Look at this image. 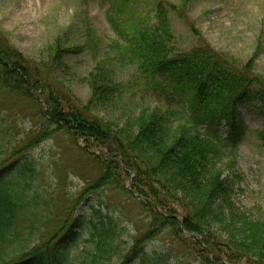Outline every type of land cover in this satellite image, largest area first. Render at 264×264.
Masks as SVG:
<instances>
[{"label": "trees", "instance_id": "obj_1", "mask_svg": "<svg viewBox=\"0 0 264 264\" xmlns=\"http://www.w3.org/2000/svg\"><path fill=\"white\" fill-rule=\"evenodd\" d=\"M107 1L112 9L107 20L124 43L116 40L113 46L136 68L142 89L162 96L164 106L142 105L120 125L108 121L92 112L97 101L120 92L107 59L82 78L91 94L79 105L55 71L67 76L63 57L83 48L66 49L64 38L57 37L50 60L33 61L0 30V264H100L111 259L118 237L113 216L94 210L96 222L77 216L66 228L68 217L54 224L40 213L44 169L31 152L60 134L101 169L84 194L104 188L124 192L146 213L145 228L133 238L124 264L133 259L169 264L166 249L147 251L161 237L171 243L189 241L200 264H264V216L254 218L237 208L223 177L224 166L236 167L246 131L237 105L255 101L264 118V75L254 70L255 55L239 62L213 49L191 26L202 41L178 48L170 14L186 19L192 0H156L153 15L141 14L144 0ZM25 119L32 128L14 134L16 123ZM222 123L225 136L219 131ZM260 140L264 142L263 132ZM93 146L106 148L105 157L94 154ZM123 173L130 176L129 187ZM86 228L91 246L82 262H72L70 250Z\"/></svg>", "mask_w": 264, "mask_h": 264}, {"label": "rangeland", "instance_id": "obj_2", "mask_svg": "<svg viewBox=\"0 0 264 264\" xmlns=\"http://www.w3.org/2000/svg\"><path fill=\"white\" fill-rule=\"evenodd\" d=\"M155 1L140 3L144 13L141 14L153 15ZM166 1L181 3V0ZM111 12L107 0H0V30L16 50L33 61L50 60L57 37L64 38L63 47L66 49L83 48L63 57L70 71L67 76L62 77L60 71H55L60 83L72 94L74 103L79 105L85 104L91 94L89 85L82 78L98 61L107 59L109 73L119 83L120 92L113 97L104 96L100 102L97 101L92 112L120 125L142 105L163 107L165 101L154 91L142 89L143 79L139 78L136 68L122 60L120 47L113 46L116 40L121 45L124 43L107 20ZM170 21L178 48H189L198 40L202 41L190 32L191 26L213 49L229 53L239 62L244 63L255 55L254 70L264 75V0H192L186 19L171 13ZM89 33L97 38L90 37ZM258 45L259 53L256 51ZM237 110L246 131L237 149V165L233 169L224 166L223 177L232 188L233 204L258 218L264 216V142L260 140V133H264V118L258 113L255 101H241ZM16 126L19 128L14 130V134L30 130L33 125L25 119L17 122ZM219 131L225 136L228 130L222 123ZM92 149L94 154L105 157L106 148L93 146ZM31 155L44 169L39 182L40 193L44 196L40 213L54 224L68 217L66 228L77 216L96 222L94 210L101 215L113 216L118 237L111 259L100 264H124L133 238L145 228L143 217L146 213L137 199L106 188L94 194H84L86 186L100 174L101 169L66 135L60 134L44 142L34 148ZM122 179L129 187L130 176L123 173ZM90 238L89 229H84L70 250L69 260L82 262L84 250L91 246ZM162 238L149 244L147 251L166 249L169 264H200L189 241L171 243ZM127 264H138V259Z\"/></svg>", "mask_w": 264, "mask_h": 264}]
</instances>
